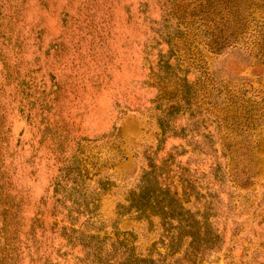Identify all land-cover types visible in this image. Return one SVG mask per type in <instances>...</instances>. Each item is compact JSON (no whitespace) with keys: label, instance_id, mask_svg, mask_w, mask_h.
I'll return each instance as SVG.
<instances>
[{"label":"rangeland","instance_id":"1","mask_svg":"<svg viewBox=\"0 0 264 264\" xmlns=\"http://www.w3.org/2000/svg\"><path fill=\"white\" fill-rule=\"evenodd\" d=\"M196 231L195 264H264V0H0V264Z\"/></svg>","mask_w":264,"mask_h":264},{"label":"trees","instance_id":"2","mask_svg":"<svg viewBox=\"0 0 264 264\" xmlns=\"http://www.w3.org/2000/svg\"><path fill=\"white\" fill-rule=\"evenodd\" d=\"M221 5H224V4H221ZM177 49H179L178 47H177ZM203 86V85H202ZM204 87V86H203ZM206 88H207V86H205ZM212 87H214V86H212ZM215 88V87H214ZM213 89V88H212ZM186 91V90H185ZM189 92V91H188ZM207 92H208V90H207ZM196 93L197 92H194L193 93V97L194 96H196ZM190 96V95H189ZM208 96H210V92H209V94H208ZM188 98H190V97H188ZM187 97H186V95H185V93H184V91H182V94H181V96H179L178 97V99H179V101H184L185 100V102H187V99H188ZM189 100V99H188ZM180 102H177V104H179ZM189 103V102H188ZM214 107H216V105H214ZM171 113H170V112ZM176 111H177V109H176V107L175 108H170L169 110H168V114L167 115H171V114H175L176 113ZM168 117V116H167ZM160 127H161V129H162V136H164L165 135V128H164V122H165V118H164V116H162L161 118H160ZM146 205H148L151 209H155L154 208V205L153 204H149V203H147ZM143 207H146V206H142V208ZM153 207V208H152ZM202 236V237H201ZM204 237H203V234L202 233H200L199 231H196V232H194L193 234H191L190 236H188V239H189V243H188V246H187V248L185 249V252L183 253V255L182 256H178V257H175V258H171V259H174L172 262H170V264H195V262L194 261H192V259L193 258H191L192 257V255H193V250L196 248V245L198 246L199 245V242L203 239ZM168 258H170V257H168Z\"/></svg>","mask_w":264,"mask_h":264}]
</instances>
